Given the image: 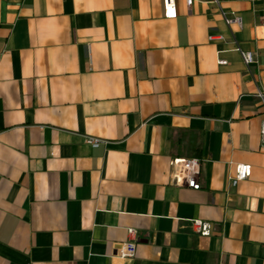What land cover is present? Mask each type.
Returning a JSON list of instances; mask_svg holds the SVG:
<instances>
[{
    "label": "crops",
    "instance_id": "0c3cea01",
    "mask_svg": "<svg viewBox=\"0 0 264 264\" xmlns=\"http://www.w3.org/2000/svg\"><path fill=\"white\" fill-rule=\"evenodd\" d=\"M217 1L238 30L183 0L171 20L159 0H0V264H264V0ZM174 159L198 162L196 191Z\"/></svg>",
    "mask_w": 264,
    "mask_h": 264
},
{
    "label": "built area",
    "instance_id": "2783aa9c",
    "mask_svg": "<svg viewBox=\"0 0 264 264\" xmlns=\"http://www.w3.org/2000/svg\"><path fill=\"white\" fill-rule=\"evenodd\" d=\"M193 2L195 4L208 5L213 8L216 17L223 29L226 31L228 28H233L238 30L239 21L236 15L230 12H226L221 10L218 7L217 0H183V6L188 7L189 4ZM160 5V15L163 20H171L173 19V11L171 0H159ZM259 24L264 25V18H259ZM204 41L206 43H220L221 38L215 34H207L204 37ZM230 48L229 52L233 53L239 64L243 69H246L248 66L254 64L253 55L247 52H241L237 49V47L229 42ZM217 53H214V57ZM214 65L216 67H223L224 62L221 60H214ZM249 98L256 101L260 107L262 120L260 121L256 138L257 143L261 148H264V81L259 82L257 79L252 81V92L249 95ZM77 142L79 145L85 147L88 150L96 149L97 147L103 145V141L97 139H91L87 137L77 136ZM168 168L170 169L169 181L172 186H179L189 191H196L198 189V185L196 182L197 175V167L198 162L195 159H186V160H169L167 163ZM248 174V169L243 165H233L231 166V172L229 177L226 178V186L228 188H233L236 183L242 182L246 179ZM189 231L192 235L199 238H206L209 235V226L206 223L190 220L188 221ZM124 235L127 239L132 237V232L126 230ZM132 246L129 241L121 244L115 255L118 260H125L131 257Z\"/></svg>",
    "mask_w": 264,
    "mask_h": 264
}]
</instances>
